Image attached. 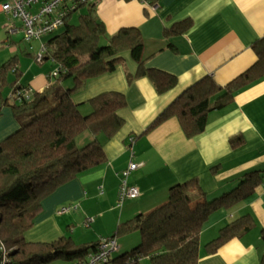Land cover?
Segmentation results:
<instances>
[{
    "label": "crops",
    "instance_id": "obj_1",
    "mask_svg": "<svg viewBox=\"0 0 264 264\" xmlns=\"http://www.w3.org/2000/svg\"><path fill=\"white\" fill-rule=\"evenodd\" d=\"M7 1L0 0V6ZM95 10L107 36L124 28H137L143 38L145 68L175 77L176 85L158 94L148 78L135 76L137 66L124 53L115 71L88 80L73 94L72 101L82 115L91 112L89 102L100 94L124 95L126 106L118 112L123 123L110 137L95 136L106 163L44 197L25 239L49 243L69 237L78 245L95 243L114 236L119 224L163 204L174 185L196 180L199 188L191 190L193 195L201 192L206 200L215 199L237 187L245 174L258 171L262 178L250 199L215 211L205 222L199 237L198 264H262L264 78L236 93L231 102L213 107L205 131L194 138L185 137L175 117L147 129L168 105L203 77L210 76L223 87L255 64L254 46L264 40V0H159L155 5L138 0H96ZM185 22L188 28L174 27ZM18 27V21L10 20L0 10V67L11 58L17 61L8 75L11 85L0 89V104L16 86L41 93L49 85L54 68L46 56L42 63L33 61L36 56L26 52V42L20 40L22 33H13ZM48 63L50 68H46ZM18 128L12 110L3 106L0 143ZM95 137L85 132L75 142L81 147ZM235 138L239 142L233 145L230 140ZM130 162L142 164L127 178L128 184L138 189L139 197L118 208L121 172ZM70 204L78 206L72 215H57L60 207ZM245 214L252 217L255 227L241 239L208 253L206 244L219 230ZM86 218L92 221L82 227ZM133 233L120 239L116 236L119 249L113 258L132 248L134 241L128 236ZM139 240L140 235L135 241Z\"/></svg>",
    "mask_w": 264,
    "mask_h": 264
},
{
    "label": "trees",
    "instance_id": "obj_2",
    "mask_svg": "<svg viewBox=\"0 0 264 264\" xmlns=\"http://www.w3.org/2000/svg\"><path fill=\"white\" fill-rule=\"evenodd\" d=\"M130 1V0H125ZM155 5L159 0H138ZM95 1H85L63 18L58 34H50L44 43L43 58L61 69L41 93L31 92L28 99L16 97L26 86H16L3 106L12 110L19 128L0 143V264H51L55 261L78 262L96 250L97 243L76 244L69 237L49 243L28 242L25 234L33 227L41 210V201L59 186L80 174L106 163L97 135L112 136L122 125L118 112L126 106L124 95L107 92L90 100L91 112L82 115L72 101L90 80L115 71L124 53L136 64V77L149 79L158 94L176 85L175 77L144 66L143 38L137 28H124L107 36L99 22ZM85 9L71 24L72 15ZM99 22V23H98ZM178 23L174 27L188 28ZM59 29V30H60ZM58 31V30H57ZM56 31V32H57ZM104 39L106 44L102 45ZM257 61L225 86L205 76L168 105L147 130L175 117L186 138L203 133L208 113L213 107L231 102L234 95L264 78V40L254 46ZM15 58L0 67V89L11 85L8 75L16 67ZM18 76V75H17ZM71 85L66 86L65 82ZM1 93V92H0ZM88 132L95 138L78 147L76 138ZM239 138L230 143L239 142ZM258 171L244 175L240 184L218 198L206 200L196 180L172 186L167 200L145 214L119 224L116 237L139 232V245L123 255L111 257L108 264H140L147 258L151 264H198L199 237L209 216L219 209H230L252 197L260 184ZM255 227L248 214L222 227L206 244L208 253L233 239H241ZM264 241V229L261 230ZM264 264V258L261 261Z\"/></svg>",
    "mask_w": 264,
    "mask_h": 264
},
{
    "label": "built area",
    "instance_id": "obj_3",
    "mask_svg": "<svg viewBox=\"0 0 264 264\" xmlns=\"http://www.w3.org/2000/svg\"><path fill=\"white\" fill-rule=\"evenodd\" d=\"M85 1L95 0H9L0 6L1 12L8 15L10 20L18 21L20 27L15 28L13 33L21 32L25 42L39 41L43 37L53 34L63 25L65 15L77 8L79 4ZM78 4V5H77ZM44 46H41V51L36 55L35 61L42 63ZM61 69H54L49 78H54ZM31 90L17 91L16 97H24L28 99L31 95ZM142 164L130 162L125 170L121 172V180L119 184L118 197L116 207L121 208L124 202L135 200L139 197V191L135 186L129 185L127 178L129 174L138 169ZM77 205L70 204L60 207L57 210V215H67L77 210ZM92 221L91 218H86L83 225L87 227ZM118 244L116 237L100 238L96 250L86 256V259L72 264H108L113 254L118 252ZM3 251V248L0 247Z\"/></svg>",
    "mask_w": 264,
    "mask_h": 264
},
{
    "label": "rangeland",
    "instance_id": "obj_4",
    "mask_svg": "<svg viewBox=\"0 0 264 264\" xmlns=\"http://www.w3.org/2000/svg\"><path fill=\"white\" fill-rule=\"evenodd\" d=\"M9 1V0H8ZM84 11H85V9H80L79 11H77V13H74L73 15H72V17H71V24H77V19H78V17H79V15L80 14H83L84 13ZM21 39L20 40H22V38H23V36H21L20 37ZM46 40H47V37L46 38H42L39 42L38 41H35V42H31V44H29V43H24L26 46H27V51L26 52H28V53H32L33 55H37V54H39L40 53V51H41V47H40V44H44L45 42H46ZM25 42V41H24ZM40 43V44H39ZM101 44L102 45H104V44H106V42H105V40L104 39H102L101 40ZM23 58H26V57H23ZM33 61H35V60H33ZM35 65V64H34ZM37 65V64H36ZM35 65V66H36ZM49 66V67H48ZM51 67V65L48 63L47 65H46V68H50ZM54 70V68L52 69V71ZM51 71V72H52ZM50 72V73H51ZM66 83V82H65ZM70 86L71 85V83H70V81H67V83H66V86ZM212 198H209L208 197V199L207 200H211ZM152 210V209H151ZM70 215H72V213H69V214H67V215H63L64 217H66V216H70ZM83 223H84V221H83ZM82 227H84V225H82ZM131 234H132V232H131ZM126 235H129V233L128 234H121V235H119V236H117V238H121V237H124V236H126ZM128 238H131L130 240L131 241H134V245H132L131 247L132 248H130L129 250H128V252H130L132 249H134V248H136L137 246L136 245H138V243L140 242V240L138 241V242H136L135 240L136 239H138L139 238V232H137V231H135L134 233H133V235H131V236H128ZM117 254V253H116ZM113 256V255H112ZM61 263V261H55V262H52L51 264H60ZM140 264H151L150 263V261L147 259V258H143V259H141V261H140Z\"/></svg>",
    "mask_w": 264,
    "mask_h": 264
},
{
    "label": "water",
    "instance_id": "obj_5",
    "mask_svg": "<svg viewBox=\"0 0 264 264\" xmlns=\"http://www.w3.org/2000/svg\"><path fill=\"white\" fill-rule=\"evenodd\" d=\"M99 23V22H98Z\"/></svg>",
    "mask_w": 264,
    "mask_h": 264
}]
</instances>
